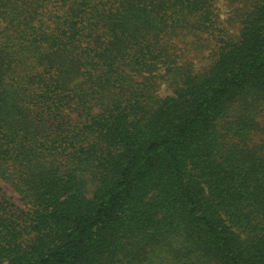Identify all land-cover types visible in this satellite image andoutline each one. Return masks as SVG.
<instances>
[{
	"label": "trees",
	"instance_id": "trees-1",
	"mask_svg": "<svg viewBox=\"0 0 264 264\" xmlns=\"http://www.w3.org/2000/svg\"><path fill=\"white\" fill-rule=\"evenodd\" d=\"M218 3L0 0V264H264V0Z\"/></svg>",
	"mask_w": 264,
	"mask_h": 264
},
{
	"label": "rangeland",
	"instance_id": "rangeland-1",
	"mask_svg": "<svg viewBox=\"0 0 264 264\" xmlns=\"http://www.w3.org/2000/svg\"><path fill=\"white\" fill-rule=\"evenodd\" d=\"M249 0H218V6L221 13V26L222 28L232 35L239 33V25L237 20L238 10L244 8ZM207 39H183L182 51L178 55L190 62L196 71H201L207 68L213 59L216 44L215 42L207 43ZM182 61V60H181ZM162 96L170 94L166 86H162L160 91ZM5 191L14 197L16 203L21 206L18 196L8 186L3 184Z\"/></svg>",
	"mask_w": 264,
	"mask_h": 264
}]
</instances>
